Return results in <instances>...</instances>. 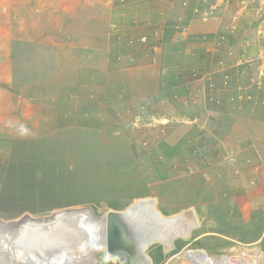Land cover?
<instances>
[{
	"label": "rangeland",
	"instance_id": "obj_1",
	"mask_svg": "<svg viewBox=\"0 0 264 264\" xmlns=\"http://www.w3.org/2000/svg\"><path fill=\"white\" fill-rule=\"evenodd\" d=\"M162 1L163 5H160L162 2H159V0H143V2L142 0H116V5H113V7L124 11L126 16L121 21L125 24L121 23L113 26V28L105 25L102 20L103 11L113 1L99 0L101 23L99 24V30L95 32L100 34L109 33L110 35L115 33L121 36L150 34V39H145V41H115L116 44L120 43L119 46L122 49H118L115 53V57L119 55L120 58L114 74L116 80L122 82L127 81L130 76H137V74L146 73L147 75H152L150 77V85H153L152 89L156 87L158 94L159 92H164L166 101L161 105H156L157 102H154L153 98L150 97L144 100L143 103L142 101L138 102L142 103V106L135 103L134 100L126 104H119L116 107L113 123L111 122L101 129H86V127L73 126L55 130L45 136H30L26 135L30 124L23 127L22 124L24 122L20 120L19 127L21 132H19L17 138H14L15 140L6 152L0 151V219L7 222L18 216H44L54 212L84 208H90L97 218H101L109 211H123L128 206L135 204L137 200L156 197V187H151V189L143 181L134 153L136 150H144L148 152V157H154L155 151H152V147L155 146L156 141L172 135H181V125H188V123L178 119L179 110L182 111V106L188 105L189 101L191 103L193 97L191 96L190 99L188 98L189 94L187 96L183 94L180 98H170L169 100L166 94L169 91L167 87L171 88L170 83L177 80H179L177 82L196 80L194 76L197 74L194 71L193 73L184 71V73L179 74L178 70L181 67L183 69V66L187 64L198 68L202 63V58L199 56V61L194 57L186 59V47L188 48L189 45L186 43V47L183 46L185 50L178 45V40L179 43L187 42L186 36L180 35L179 37L177 35L183 33L182 29L178 33L176 32L177 30L172 31L173 27H177V24L157 25L160 17L157 13L164 12L172 2L171 0ZM73 3H76L77 6H91L90 0H77ZM144 4L148 10L145 12L149 20L148 25L143 23L136 25L134 23L126 24L130 18L133 19V16L138 19L144 17V10L146 9ZM158 6L162 7L163 11ZM51 8L46 11L45 18L37 15V18H34L33 21H29L27 24L24 23L21 26L22 32L39 34L38 41L31 42L35 44V46H30L33 51L28 49L30 48L29 46L26 48L29 50L28 52L22 53L23 51L21 50V56L13 58L9 72L0 75V129L6 126L8 114L10 118L14 115L19 118L20 107L22 106L20 100L24 103L28 102L27 98H25L27 97L25 91L29 87L40 85L35 96L38 103L35 102V105L41 106L43 110L44 108L48 109L49 112L46 110L47 117L50 119L57 117L55 113L59 111H56L57 105H53V103L63 102V105H61V113L65 114L63 117L72 118L73 120L76 119V112L81 109L82 105L78 104L83 101V98H87V95L97 94L95 91L100 90V88L95 91L91 88L76 89L75 74L62 70L64 64L66 68L64 70L68 69L69 62L61 63L60 59L65 60L62 53L66 50L65 54L70 56L68 59L72 58L73 62L76 60L73 66L70 67L76 70L86 68L92 73L89 75H92V77L98 74L104 75L103 66L105 61L103 63L100 61L102 64L100 62L91 64L88 61L86 62V58L84 60L77 58L82 55L80 54L82 53L80 47H66L63 49L54 45L55 47L53 46L49 50L43 45L46 43L56 44L58 41L49 42L45 41V36L41 37L44 31H51L52 35L63 39L65 34L71 31H76V33L88 32V29L94 26L87 24V10H85L83 16L79 12L74 19L79 22L74 24V26H70V24L67 25L65 22H62V25L59 24V21L54 19L56 18L53 13L54 6ZM194 9L199 11V8ZM96 11L97 9H95ZM115 13L116 11L114 10ZM131 13L134 14L131 15ZM95 14L98 16L99 12ZM162 14L164 15V13ZM44 20L47 25L45 23L42 24ZM9 21L10 25L0 29V32L8 34L9 42L12 45L11 48L13 51H17L19 41L13 40V36L9 34L13 32V29L14 32L16 31L18 24L15 23L13 25L11 17ZM251 26L256 29H251ZM258 26L260 27L247 25V28L249 32L251 30L264 31L263 25ZM180 27L185 29L187 26L182 25ZM204 31L203 25L201 28L199 25H195L191 32ZM60 32L63 34H60ZM160 35L163 37L161 38ZM113 38L116 39L117 37ZM160 38L167 45V49L163 48V46H155L156 42H160ZM130 42L131 45L129 44ZM40 43H42V47ZM89 43L88 41L83 42L85 45ZM100 44L102 42L95 44L93 46H96L94 49H98ZM191 44H194L197 50L203 51V54L207 50V42L201 38L198 41L190 42ZM149 45L153 48H150ZM145 47L150 50L149 57L145 58L147 63L142 60L146 55L144 53L146 52L144 51ZM58 48L63 50L58 51ZM35 50H37V53ZM90 54L93 55V52ZM96 54L99 55L100 53ZM131 54L134 56H131ZM57 58H60L59 61H57ZM95 58L92 59L95 61L101 57ZM130 60L133 65L142 66L144 64L156 67L152 69L143 67L140 72H137L136 69L132 75L129 74L130 76L120 71L121 74L119 67L129 66ZM111 65H114V63L112 62ZM94 72L95 74H93ZM79 74L83 76L82 72ZM3 78L7 79L4 81ZM81 90H85L83 96H79ZM117 91H121L120 88H115L114 92L116 93ZM178 91H180L179 88L175 87L172 92L174 96ZM6 92H9L10 96L4 94ZM193 101L196 100L193 99ZM33 102L31 101V103ZM48 103L51 105L47 106ZM140 107L142 108L141 111ZM14 109L18 114H13ZM86 114L88 117H84L83 120H90L95 123L92 118L94 116L89 112ZM37 116L40 118L44 117L45 114L42 112ZM137 117H140V120H137ZM185 128L183 130H186ZM140 146H143L144 149ZM198 180L202 183L200 184ZM198 180L193 181H197L198 185H191V183L189 185L187 181V187L179 192H167V187H165V189H161V195H158V204L153 200L156 203L155 206L158 212L167 216H173L177 212L180 213L184 211L182 210L183 208L190 209L188 207L192 205L197 227L191 231L189 238L183 239L187 241L174 238L177 240L173 242V248L168 252H164V248L161 245L150 244L145 250V254L151 259V264H199L201 259L207 258V255L212 258L227 256L238 259L244 255L249 262L255 256H260L259 264H264V240L262 241L264 223L262 224L261 221L260 225H256L255 222L250 224L248 217L245 216L243 218L238 210L235 208L228 209V206L225 210L228 214L227 216L224 211H222L223 217L209 216L206 209L207 192L201 187H205L207 180L205 178ZM210 201L212 203L209 208L211 209L210 212L213 213L212 208H214L213 205L215 203L211 198ZM115 208L119 210H114ZM216 212L219 213V210ZM240 221H242V227L240 228L227 226L230 222L237 225ZM253 232H255V235H253ZM259 239L261 241H258ZM3 245H7V243H3ZM105 251L104 249L99 250L95 258H86L81 262L122 264L117 257L110 256ZM0 255L5 259L8 254L1 252ZM62 257L65 258L66 256L62 255ZM6 262H14L10 254Z\"/></svg>",
	"mask_w": 264,
	"mask_h": 264
},
{
	"label": "crops",
	"instance_id": "obj_2",
	"mask_svg": "<svg viewBox=\"0 0 264 264\" xmlns=\"http://www.w3.org/2000/svg\"><path fill=\"white\" fill-rule=\"evenodd\" d=\"M74 1L77 0H0V29L10 25L9 18L11 17L12 24L17 23L18 27L15 32L13 29V32L9 35L13 36V40L19 41L18 50L13 51L8 34L0 32V75L9 72L13 58L21 56V50L22 53L29 50L33 51L30 46H35V44L31 42L38 41L39 34L22 32L21 26L24 23L27 24L29 21H33L34 18H37V15L44 16L46 11H49L48 9H52V6H54L53 13L56 17L54 19H57L59 24L62 25V22H65L67 25L74 26L79 22L74 20L78 13H82L83 16L85 10H87V24L94 27L89 28V31L85 33L71 31L65 34L64 39L55 37L51 31H44L41 37L45 36V41L53 42L56 40L58 43H46L43 47L45 46L49 50L54 45L63 49L66 47H80L82 51L80 54L82 55L77 58L82 60L86 58V62L88 61L91 64L105 61L103 66L104 75L98 74L92 77V75L89 76L92 73L86 68L83 70L72 69L70 66H73L76 60L73 62L72 58L68 59L70 56L66 55V50H64L62 53L63 58L68 60L57 58V61L60 59L61 63L69 62L68 69L64 70L66 69L64 64L62 70L75 74L76 89L91 88L95 91L100 88V90L95 91L97 94L92 93V96L87 95V98H83L81 102L77 100L80 102L78 105L82 106L76 112V119L73 120L72 118L63 117L65 115L61 113L63 102L53 103V105H57L56 111H59L55 113L57 117L53 119L47 117L49 110L45 108L43 110L41 106L35 105V96L40 85L27 88L25 91L27 97L25 98L28 102L24 103L20 100L22 106L20 107L19 118L16 115H12L13 117L10 118L8 114L6 126L0 129V151L2 152H6L11 147L14 138H17L19 132H21L20 120L24 122L23 127L30 124L29 131L26 133L30 136H45L55 130L73 126L101 129L111 122L113 123L116 107L119 104H126L133 100L135 103L139 101L143 103L144 100L150 97L153 98L154 102H157L156 105H161L166 101L164 92L158 94L156 87L152 89L153 85H150L152 75L146 73L140 75L136 72L134 73L137 76L129 75H132L136 69L137 72H140L143 67L152 69L156 66L133 65L130 60L129 66L119 67V72L122 71V73H127L130 76L127 81H117L114 74L120 58L119 55L115 57V53L118 49H122L119 46L120 43L116 44L115 41H145V39H150L151 35L146 33L142 34L143 36L140 34L121 36L115 33L110 35L109 33L100 34L95 32L99 30V24L101 23L99 0H90V7L77 6L76 3H73ZM112 1L110 6H107V9L103 11L104 16L102 17L104 24L108 27L123 23L121 21L126 16L124 11L113 7V5H116V0ZM171 1L168 9L160 14L157 13L160 16L157 25L177 24V27L172 28V31L177 30L178 33L182 29L183 33L177 35L179 37L180 35L186 36L187 42L179 43L178 40V45L182 48L186 47V43L189 45L188 48L186 47V59L194 57L199 61V56L202 58V63L198 68L188 64L183 66V69L182 67L179 68V74L184 73V71L186 73L187 71L191 73L194 71L197 74L194 76L196 80H187V82H177L179 81L177 80L170 83L171 88L167 87L169 91L166 94L169 100L170 98H180L183 94L184 96L189 94L188 98L191 99L192 96L196 101L192 99L191 103L189 101L188 105L182 106V111L179 110L178 119L188 123V125H181V135H172L156 141L155 146L152 147V151H155L154 157H148V152L144 150L133 152L141 170L142 179L149 188L156 187L157 195L154 198L157 203L158 195H161V189L167 187V192H179L184 190L190 183L191 185H198L197 181L193 182L194 180L205 178L207 180L205 187L199 186L207 192L206 209L209 216L223 217L222 211L225 212L228 206V209L235 208L238 210L243 218L248 217L250 224L255 222L256 225H260L261 221L263 224L264 31L251 30L249 32L247 25H257L258 28L260 27L258 25L264 26V0ZM159 2H162L160 5H163L162 0H159ZM158 8L163 11L162 7L158 6ZM194 8H199V11ZM95 9H97L96 12ZM114 10L116 11L115 14ZM147 11L146 7L142 19L135 16L131 19L129 16L130 19L126 24L143 23L148 25L149 20L146 17L147 14H145ZM97 12H99L98 16L95 14ZM133 14L131 13V15ZM42 18H45V16ZM44 23L47 22L44 20L42 24ZM182 25L187 27L184 29L180 27ZM195 25H199L200 28L203 25L205 31L191 32ZM192 26L194 27L192 28ZM251 29L256 28L251 26ZM60 34L63 33L60 32ZM160 37L163 36L160 35ZM161 38L155 46L159 45L167 49V45L162 42L163 39L161 40ZM199 38L207 42V50L204 54L203 51L197 50L194 44L190 45V42L198 41ZM84 41L90 43L85 45L83 44ZM98 42H102V44L98 46V49H94L96 46H93L97 45ZM129 44L131 45V42ZM28 46L30 47L29 50L26 49ZM40 46L42 47V43H40ZM149 47L153 48L151 45ZM63 49L58 48V51ZM35 51L37 53V50ZM90 51L93 52V55L90 54ZM144 51H146L144 52L146 55L142 60L147 63L145 58L149 57L150 50L145 47ZM84 55L88 56L85 57ZM98 56L101 58L95 61L92 59ZM131 56L134 55L131 54ZM112 62L114 65H111ZM80 72L83 73V76L79 74ZM178 77L180 78V76ZM3 79L5 81L7 78ZM175 87H178L180 91L174 96L172 92ZM115 88H120L121 91L115 93ZM84 92L85 90H81L79 96H83ZM8 93L4 94L10 96ZM31 101L34 102L31 103ZM142 103L138 104L142 106ZM49 105L51 104L48 103L47 106ZM141 109L140 107V111ZM13 112V114H18L15 109ZM42 112L45 116L39 118L37 115ZM87 112L94 116L92 118L95 123L90 120H83L84 117H88ZM137 120H140V117H137ZM184 127H186V130H183ZM140 147L144 149L143 146ZM210 198L215 203L214 208H212L213 213L210 212L211 209L209 208L212 203ZM188 208L190 209L183 208L182 210L186 209L193 213L194 207L190 205ZM217 210H219V213L216 212ZM225 213L227 216V212ZM193 215L195 216L194 213ZM227 226L240 228L242 227V221L237 225L230 222ZM261 239L258 241H261Z\"/></svg>",
	"mask_w": 264,
	"mask_h": 264
},
{
	"label": "bare ground",
	"instance_id": "obj_3",
	"mask_svg": "<svg viewBox=\"0 0 264 264\" xmlns=\"http://www.w3.org/2000/svg\"><path fill=\"white\" fill-rule=\"evenodd\" d=\"M155 204L152 199H140L123 211H111L116 212L113 218L125 251L128 245L132 248L131 254L122 251L116 254L122 264H150L145 254L150 244L161 245L168 252L175 240L189 238L196 229L192 214L182 212L165 217ZM105 242L106 216L97 218L89 208L44 216H18L7 222L0 219V253L10 254L14 261L7 263L8 255L5 259L0 255V264H80L86 258H95L99 250H105ZM60 252L70 260L64 261ZM259 261L260 256L249 262L244 255L239 259L207 255L199 264H259Z\"/></svg>",
	"mask_w": 264,
	"mask_h": 264
},
{
	"label": "water",
	"instance_id": "obj_4",
	"mask_svg": "<svg viewBox=\"0 0 264 264\" xmlns=\"http://www.w3.org/2000/svg\"><path fill=\"white\" fill-rule=\"evenodd\" d=\"M116 212H107L106 216V242H105V249L106 253L111 256H116L117 253L120 251L125 253H132V248L130 245H128L127 252L124 249V246L121 242V233L119 231V228L117 224L115 223L116 218H113V215ZM116 215V214H115ZM118 223V222H117ZM124 250V251H123Z\"/></svg>",
	"mask_w": 264,
	"mask_h": 264
},
{
	"label": "clouds",
	"instance_id": "obj_5",
	"mask_svg": "<svg viewBox=\"0 0 264 264\" xmlns=\"http://www.w3.org/2000/svg\"><path fill=\"white\" fill-rule=\"evenodd\" d=\"M152 200H155V201H156L155 198H153ZM89 209H90V208H89ZM116 212H118V211H116ZM182 212H186V213H189V214H192V215H193V213H191L189 210H186V209H185L184 211H182ZM182 212H180V213H182ZM175 214H179V212H177V213H175ZM175 214H174V215H175ZM161 215H162V214H161ZM162 216L169 217L170 215H168V216H167V215H162ZM193 216H194V215H193ZM194 218H195V216H194ZM105 250H106V249H105ZM105 252H106V251H105ZM61 254H62L63 256H65L64 253H61ZM106 254H107V253H106ZM62 255H61V256H62ZM110 256H111V255H110ZM114 257H115V256H114ZM149 259H150V258H149ZM61 260H62V259H61ZM63 260H64V261H68V260H70V259H66V257H65V258H63ZM150 261H151V259H150ZM61 262L63 263V261H61ZM85 262H89V263H90V261H83V262H80V264L85 263ZM90 264H91V263H90Z\"/></svg>",
	"mask_w": 264,
	"mask_h": 264
},
{
	"label": "trees",
	"instance_id": "obj_6",
	"mask_svg": "<svg viewBox=\"0 0 264 264\" xmlns=\"http://www.w3.org/2000/svg\"><path fill=\"white\" fill-rule=\"evenodd\" d=\"M114 210H119L118 208H115ZM253 235H255V232H253Z\"/></svg>",
	"mask_w": 264,
	"mask_h": 264
},
{
	"label": "built area",
	"instance_id": "obj_7",
	"mask_svg": "<svg viewBox=\"0 0 264 264\" xmlns=\"http://www.w3.org/2000/svg\"><path fill=\"white\" fill-rule=\"evenodd\" d=\"M82 264H90L89 262H85V263H82ZM151 264V263H150Z\"/></svg>",
	"mask_w": 264,
	"mask_h": 264
}]
</instances>
